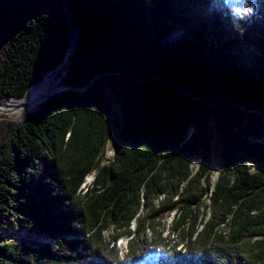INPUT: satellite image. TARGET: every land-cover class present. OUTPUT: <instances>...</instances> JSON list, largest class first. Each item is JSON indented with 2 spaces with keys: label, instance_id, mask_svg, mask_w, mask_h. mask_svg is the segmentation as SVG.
I'll use <instances>...</instances> for the list:
<instances>
[{
  "label": "trees",
  "instance_id": "16d2710c",
  "mask_svg": "<svg viewBox=\"0 0 264 264\" xmlns=\"http://www.w3.org/2000/svg\"><path fill=\"white\" fill-rule=\"evenodd\" d=\"M72 24L0 141V264H264V49L221 0H0V103Z\"/></svg>",
  "mask_w": 264,
  "mask_h": 264
},
{
  "label": "rangeland",
  "instance_id": "374dc122",
  "mask_svg": "<svg viewBox=\"0 0 264 264\" xmlns=\"http://www.w3.org/2000/svg\"><path fill=\"white\" fill-rule=\"evenodd\" d=\"M221 3L223 4V6L228 8L230 14H232L233 17L241 21V25L246 30V32L248 33V35L252 40V45H249V50L259 55L260 54L259 48L264 49V0H221ZM77 37H78L77 26L75 24H72L70 28V39H69V43L72 44V46L73 43L77 40ZM66 66H67V62H64L63 60V62L59 65V67L56 70L52 71L55 74V78L60 79V82L62 83V87L58 91H62L66 89L65 85H63L66 78V70H65ZM6 101L7 99L4 100L2 103ZM34 109L35 108L30 110L29 112H26L25 114H23V116L21 115V112L19 110H15L14 108H9L8 110H4L2 113H0V141L8 133V131H10L16 124L25 121L28 118L29 113ZM212 131H214V127H212ZM258 132L260 134H264V127L259 128ZM213 133H214L213 137H214L215 145L218 146V139L216 137V133L215 132ZM107 147L108 148L106 150V156L110 157L112 154L110 143H108ZM216 175L217 173L213 171L211 173V178L214 180L216 178ZM91 179H92L91 175H89L85 179L86 184H83L80 187V189H82V192L85 190L87 184L90 183ZM163 220L165 222L164 223L165 228L162 230V235L160 232L158 233H160L162 238H165L164 235L166 236V231H167L166 223H169L168 217H165ZM0 224L4 225L2 223ZM131 229H135L134 222L131 224ZM223 229L226 228L223 227ZM169 230H174L175 238L171 240H176V237H178L176 236L177 233L181 234L180 230L176 231L174 228H172L171 225L169 226ZM158 233H154V235L151 237L147 236L145 242L148 244L153 242L155 237L158 236ZM163 233L165 234L163 235ZM109 235H110L109 230H105L101 232V239L99 241V244L101 245V241H103V239L105 240V242H108L109 240L108 243L110 244L111 239L108 238ZM129 238L130 236H122L118 239L117 252L116 255L112 256L113 258L115 257L121 259L122 257H125V255L129 252V241H128ZM183 246L185 247V245Z\"/></svg>",
  "mask_w": 264,
  "mask_h": 264
},
{
  "label": "bare ground",
  "instance_id": "6f19581e",
  "mask_svg": "<svg viewBox=\"0 0 264 264\" xmlns=\"http://www.w3.org/2000/svg\"><path fill=\"white\" fill-rule=\"evenodd\" d=\"M71 50L72 44L69 46V50L64 62L68 61ZM61 87L62 83L60 82V79L55 78V74L52 72L47 75V77L40 84L30 88L24 98L9 99L4 103H0V113H2L4 110H8L9 108H14L15 110H19L23 116V114L26 112L36 108L45 97L60 90Z\"/></svg>",
  "mask_w": 264,
  "mask_h": 264
},
{
  "label": "built area",
  "instance_id": "2783aa9c",
  "mask_svg": "<svg viewBox=\"0 0 264 264\" xmlns=\"http://www.w3.org/2000/svg\"><path fill=\"white\" fill-rule=\"evenodd\" d=\"M173 215H174V212H171V213L169 214V216H167V217H168V222H169V223H166V226H167L166 229H167V231H166V236L164 235L165 233H163L164 237L175 238L174 231H173V230H169V226L171 225V218L173 217ZM199 228H201V226H200ZM198 230H199V229H198ZM147 235H148L149 237H151V232L148 231ZM167 235H170V236H167ZM177 249H179V250H181V251H184V250H185L183 244H179V245L177 246Z\"/></svg>",
  "mask_w": 264,
  "mask_h": 264
},
{
  "label": "water",
  "instance_id": "95a60500",
  "mask_svg": "<svg viewBox=\"0 0 264 264\" xmlns=\"http://www.w3.org/2000/svg\"><path fill=\"white\" fill-rule=\"evenodd\" d=\"M66 87V86H65ZM28 90V89H27ZM57 92V91H56ZM53 94V93H52ZM52 94L48 95L47 97H45L43 100L47 99L48 97H50Z\"/></svg>",
  "mask_w": 264,
  "mask_h": 264
}]
</instances>
